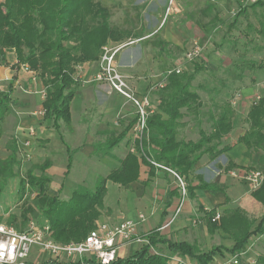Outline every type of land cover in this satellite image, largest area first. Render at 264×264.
<instances>
[{
	"label": "trees",
	"instance_id": "1",
	"mask_svg": "<svg viewBox=\"0 0 264 264\" xmlns=\"http://www.w3.org/2000/svg\"><path fill=\"white\" fill-rule=\"evenodd\" d=\"M264 7L258 0L249 8L256 10ZM3 8L6 14L2 12ZM249 8L240 9L229 31L235 28L238 18L246 15ZM215 4L206 3L202 15L211 17L216 11ZM218 15L213 21H218ZM109 12L96 0H6L0 5V60L4 61L7 49H13L17 64L15 69L28 66L29 70L39 75L46 95L42 105L43 121L48 128L59 131L60 123H71V106L78 86L76 67L82 63L99 61L103 55V47L109 40L121 41L129 37L128 32H122L109 25ZM250 31L252 27L248 26ZM257 34L264 37V19ZM248 36V33L246 34ZM163 46V45H162ZM24 50H27L25 54ZM250 71L263 68L252 62L242 64ZM207 70L206 67L194 65L193 73L184 71L181 74L172 72L167 78V85L158 93V112L148 120L150 134L158 138L150 139L143 146V162L154 169L150 163L167 168L177 173L190 183L189 177L194 172L195 165L207 156L215 160L229 152L232 147L224 146V139L233 131L235 110L232 102H224L217 106L211 101L212 108L208 113V121L212 123L210 133L199 129V139L180 141L179 131L185 126L186 115H194L200 125V111L203 102L200 95L193 89L196 75ZM12 86L7 92H0V140L2 138V122L10 113L12 103ZM214 96L222 90L213 86ZM216 106V107H215ZM186 112H183V111ZM212 110V112H211ZM249 125L246 134L239 142L247 148V157L261 153L257 163L253 162L249 170L260 166L264 170V99L254 104L248 113ZM125 130L117 139L107 142V149L112 150L126 136ZM138 151L140 147H137ZM11 155L0 161V198L7 187L8 181L16 175L15 167L20 164L19 147L16 141L10 146ZM138 158L132 154L121 163V168L112 171L108 176L98 175L94 189L79 186L69 200L51 197L48 194V184L51 179L45 175L51 167L46 160L37 166L40 176L29 172L20 181L18 194L34 193L32 204H25L20 218L12 217L9 222L18 230H22L30 220L48 222L52 239L58 243H79L96 229L97 221L104 209V198L108 181L128 187L137 181L139 170ZM72 167V157L69 156L67 174ZM230 163L226 170L236 168ZM195 190L224 192L216 185H208L199 181V185H189V192L194 196ZM175 194V193H174ZM173 195V194H172ZM252 198L264 208V182L257 190L252 191ZM227 198V203L229 202ZM217 210L207 213V224L210 234L222 230L235 243L231 250H225L238 264H246L242 255L246 253L249 241L264 235V212L257 224L241 209L224 210L220 212V220L214 221ZM9 224V223H8ZM254 227V228H253ZM148 244L143 245L128 258H117L110 264H172L171 258L178 256L183 259L191 258L196 264H212L223 248L214 247L210 252H202L197 243H175L163 237L158 230L146 235ZM162 245L164 251L158 249ZM47 264H61L51 262ZM65 264H100L91 259ZM255 264H264V254L259 255Z\"/></svg>",
	"mask_w": 264,
	"mask_h": 264
},
{
	"label": "crops",
	"instance_id": "2",
	"mask_svg": "<svg viewBox=\"0 0 264 264\" xmlns=\"http://www.w3.org/2000/svg\"><path fill=\"white\" fill-rule=\"evenodd\" d=\"M101 1L99 0L98 2L96 0L100 4ZM183 1H188L192 4V8L196 9L197 4H195L194 0ZM245 1L218 0L217 2L222 7H237L240 11V9L249 8L252 5V3L246 4ZM261 2L264 3V0H261ZM210 3L215 4L213 0ZM204 9L205 7L203 9L197 8L196 11L199 10V14L203 16L202 11ZM180 12L177 11V13ZM159 16L160 18H153V26L147 31L146 37H142L144 34L142 26L135 31L129 28H117V30L122 32H128L130 34L129 37L121 41L109 40L103 47V52L105 48L123 47L116 54V61L121 66V71L126 78L127 84L137 96L150 97L156 106L155 113L158 112L159 92H153L151 88L164 78V76L158 77L157 73L166 66L167 57H171V53H168L167 49H181L184 43L197 42L196 40L203 42L206 37L204 27H208L201 24L199 20H194L193 18L197 15L193 12H184L182 16L167 22H163L161 14ZM249 16H253L254 21L250 20V22H247L246 30L250 31L248 26H251L255 37L264 41V37L257 34V30L263 24L264 7L256 10L249 8L248 13L241 17L248 19ZM203 17L206 19L210 18ZM246 34L247 32L245 33V38L248 37ZM130 42H134V44L128 45ZM155 48L159 49L161 56L157 52V59H152V61L147 49L154 51ZM141 50L143 51V56L141 55ZM212 59L214 60V63L212 62L213 65L216 64L215 62L218 59L216 57ZM100 60L82 63L76 67V75L79 76V82L71 106L70 125L61 122L59 131L47 127L44 138L43 136L39 138V142L43 141L45 143L44 146H46V160L51 162V167L45 173L51 179L48 184L49 196L69 200L72 193L79 186L89 188L88 186L92 183L93 188L89 189H94L95 179L98 175L106 177L112 171L119 170L121 163L128 155L132 154L139 161L138 179L128 187L112 181L107 182L104 209L96 223L97 226L109 225L115 227L123 221H132L137 223V238L141 241L145 240L144 237L146 235L158 230L163 237L171 242L197 243L200 250L204 253L210 252L214 247L223 248L212 264H224L233 260L234 258L225 250H231L235 245L234 241L222 230L210 234L206 214L211 210H217L218 214H220L221 211L228 209H241L248 216H252L250 208L257 209L260 212L263 207L252 198L250 186L231 175L235 172L242 176L250 171L249 167H251L252 163H257L262 156L261 153H255L251 158L247 157L246 146L239 142L249 128L247 116L250 108L257 103H255V99L258 97L256 96V90L245 89L239 92L236 98V107H234L233 131L224 139V146H231L232 149L215 160H210L207 156H204L195 165L194 172L189 177L190 183L184 179L188 196L181 213L176 215L181 197L177 179L166 168L150 163L154 166V169H152L150 165L143 162V159L140 158L144 144L149 143L152 138H158V136L155 134L151 135L147 125L144 139L142 141L138 140L134 132L137 125L135 106L106 84L92 85L83 82L94 78L98 72ZM206 67L209 68V65H206ZM213 67L210 68L215 70ZM13 68L14 66L11 65L9 67H0V80H3V83L5 80L16 76L17 79L13 82V85L19 91H24L28 94L40 92V87L43 88V85L39 75H30L19 70L16 73ZM263 68H258V71L256 70L254 74L258 78L257 82L260 83L261 88L264 87ZM220 95H223V92ZM43 101L40 102L41 109ZM95 102H98V107L97 109H92L95 114L94 118L92 120H89L90 118L88 117L84 118L83 116L91 114L90 104ZM75 109L79 115L76 125L73 124ZM244 109L246 110V120L243 124L237 123L236 114L238 115ZM27 123L35 126L38 121L33 118ZM27 123H25V127L28 126ZM183 123L185 124V121ZM194 125L195 122L185 124L179 131L178 139L185 142H197V140L189 138L195 131ZM125 130L128 131L121 143L112 150H108L106 147L107 142L117 139ZM182 131H185L186 134H183L184 132L182 133ZM186 136L187 139L184 140ZM138 146L140 147L139 151L137 149ZM69 156L72 157V167L67 174ZM58 158H62L63 165L60 166L55 163ZM230 163L235 164L237 167L228 171L226 168ZM83 165L86 166L82 167ZM200 179L208 185L222 187L224 192L195 190L194 196H191L189 185L192 187L198 186ZM227 198L230 200L228 203ZM142 215L145 217L143 222L140 221V216ZM259 221L256 222L254 227L257 226ZM165 226L168 227L164 229ZM257 237L255 236L251 240L257 239ZM261 239L264 240V238ZM251 240L246 247L247 250ZM143 245L145 244L134 243L124 247L120 251V257L128 258ZM158 249L167 253L162 245H159ZM249 255L248 251H246L241 256L245 263ZM175 257L180 258L183 264H196L195 260L191 258Z\"/></svg>",
	"mask_w": 264,
	"mask_h": 264
},
{
	"label": "rangeland",
	"instance_id": "3",
	"mask_svg": "<svg viewBox=\"0 0 264 264\" xmlns=\"http://www.w3.org/2000/svg\"><path fill=\"white\" fill-rule=\"evenodd\" d=\"M207 1L211 0H194L197 4V8H204ZM218 0H213L216 4V11L208 19L199 14V10L192 8V4L183 0H102L101 4L109 11L108 22L113 28L126 29L129 28L133 31L142 26L144 34L142 37H146L147 31L153 26V18H160L162 15L163 22L168 20H174L179 16H182L184 12H193L195 16L194 20H199L201 24L208 27H204L206 37L203 42L196 40L199 44V57H194L191 61H187V56L193 53V43H184L180 48H169L168 53H171V57H167L166 66L157 73L158 77H163L168 71L174 70L178 65H182L186 71L193 73L194 65L206 67L207 70L200 72L196 75V80L193 83V89L200 95L203 102V107L200 111V125L195 121L194 115H186L184 121L185 124L195 122L194 134L189 136L190 139H199V129H202L206 133H210L212 129V123L208 121V113L212 108L211 101L217 103V106L224 102H232L236 100L241 90L253 89L256 90V96L260 99H264V87L261 88L260 83L257 82V77L253 72L244 67V62H252L256 65L264 66V41L255 37L254 32L246 30L247 22L250 20L253 22L254 17L249 16L241 17L237 21L235 28L229 31V26L234 22L239 9L236 7L221 6ZM220 1V0H219ZM6 0H0V5H4ZM99 2V0H98ZM246 4L251 2L245 1ZM224 8V9H223ZM171 12L167 14L168 10ZM177 11H181L177 13ZM6 14L5 9L2 10ZM218 15V21H213L214 16ZM207 22V24H206ZM146 31V32H145ZM248 33V37L245 38V33ZM5 60H0V67L14 66V71L17 73L18 69H15L17 64L15 51L13 49H7ZM27 54V50H24ZM159 53V49L155 48L149 51L147 49L150 59L156 60V54ZM161 56V53H159ZM143 56V51L141 50ZM216 57L218 60L213 65ZM152 60V61H153ZM213 62V63H212ZM13 63V64H12ZM214 66V67H213ZM213 67L215 70H212ZM264 69V68H263ZM21 70V67L19 68ZM16 76L11 77L4 81L0 80V92H7L10 89L11 83L15 81ZM213 86L219 87L222 90L223 95L214 96ZM12 103L10 106V113L6 116L2 122V138L0 140V161L6 160L10 155V146L13 141L18 143L19 154L18 158L20 164L15 167L16 175L13 179L8 181L7 187L4 190L0 198V217L1 220L10 224L9 220L12 217L20 218V213L25 204H32L35 199L34 193H26L24 196L18 194L20 181L25 179L29 172H32L36 176H40L41 172L37 169V166L43 164L46 160V146L44 142H39V138L46 134V123L43 121V116L39 114L42 110L40 102L45 98V91L40 87V92H31L30 94L24 91H19L14 85L12 86ZM98 102L90 104L91 114L83 116L88 117L89 120L94 118L95 114L92 109H97ZM216 107V106H215ZM183 112H186L185 110ZM212 112V110H211ZM73 124L76 125L78 120V113L76 109L74 111ZM246 110H241L237 116V123L243 124L246 120ZM38 121L35 126H31L27 121L32 119ZM83 118V119H84ZM27 123V127H25ZM92 123V122H91ZM194 124V123H193ZM184 132V133H183ZM93 133V132H92ZM186 134L185 131H182ZM56 136L57 133H55ZM187 136L184 137V140ZM99 157V156H98ZM57 165H63L62 158L55 160ZM86 165H83L84 167ZM89 168V167H88ZM112 169V168H111ZM254 170H258L264 173V170L260 166H255ZM184 180V178H182ZM185 181V180H184ZM93 188L92 183L88 186ZM264 208L261 211L250 208L252 216H248L253 221H258L263 215ZM34 220V219H32ZM30 220V221H32ZM29 223V222H28ZM11 225V224H10ZM26 227V226H25ZM248 259L247 264H255L259 255L264 254V240L257 237V239L251 240L248 246ZM35 254L32 255V257ZM224 264H235L234 259Z\"/></svg>",
	"mask_w": 264,
	"mask_h": 264
},
{
	"label": "built area",
	"instance_id": "4",
	"mask_svg": "<svg viewBox=\"0 0 264 264\" xmlns=\"http://www.w3.org/2000/svg\"><path fill=\"white\" fill-rule=\"evenodd\" d=\"M256 3L258 0H247ZM171 12L168 10L167 14ZM130 42L128 45H133ZM199 44L194 43V52L187 56V61L194 57H199ZM123 47L105 48L98 66V72L94 78L83 81L86 84H106L114 92L123 96L128 102L132 103L137 111V125L134 129L136 138L140 141L144 139L147 131L149 118L155 114L156 106L149 96L139 97L131 91L126 78L121 71V66L116 61V54ZM21 70L30 75L36 73L29 70L28 66H21ZM185 68L178 65L174 70L168 71L164 78L155 83L151 91L159 92L167 85V78L172 72L183 73ZM79 81V76L76 75ZM45 93V92H44ZM46 95V93H45ZM261 100L256 97L255 103ZM236 107V100L232 103ZM40 115H44L41 110ZM177 179L180 190V204L176 215H179L187 200L188 190L185 181L175 172L166 168ZM232 177L247 183L251 190H257L264 182V173L258 170H251L240 176L233 172ZM220 220V214H217L214 221ZM140 221H145V217L140 216ZM168 227L165 226L164 229ZM260 239L264 235H257ZM256 236V237H257ZM134 243L148 244L146 240L141 241L137 238V223L132 221H123L115 227L109 225H98L88 236L79 243L62 244L52 239L50 224L48 222L30 221L22 230L1 220L0 217V264H47L57 262L61 264L69 262H78L84 259H91L100 264H110L117 258H121V250ZM35 256L32 257V255ZM172 264H183L177 257L171 258ZM234 263L238 264L234 259Z\"/></svg>",
	"mask_w": 264,
	"mask_h": 264
}]
</instances>
